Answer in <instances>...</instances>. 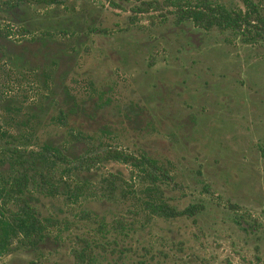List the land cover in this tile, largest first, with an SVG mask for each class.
<instances>
[{"label":"rangeland","instance_id":"obj_1","mask_svg":"<svg viewBox=\"0 0 264 264\" xmlns=\"http://www.w3.org/2000/svg\"><path fill=\"white\" fill-rule=\"evenodd\" d=\"M140 1L147 0L23 7L22 26L32 34L22 36L0 13V28L12 32L0 47V161L13 143L1 132L16 130L3 105H16L18 117L34 111L40 141L65 134L50 121L55 104L27 70L55 58L49 73L58 97L65 88L77 104L68 119L82 134L71 138L74 150L144 154L166 174L156 179L155 196L202 210L147 218L140 201L150 182L107 161L92 167L90 189L76 202L60 189L35 193L38 212L58 224L33 248L12 239L0 264H264V36L198 29L165 9L135 14ZM211 1L246 10L242 0ZM249 1L264 19V0ZM101 128L108 132L99 135ZM79 237L89 242L90 261L71 255Z\"/></svg>","mask_w":264,"mask_h":264},{"label":"trees","instance_id":"obj_2","mask_svg":"<svg viewBox=\"0 0 264 264\" xmlns=\"http://www.w3.org/2000/svg\"><path fill=\"white\" fill-rule=\"evenodd\" d=\"M242 1L246 10L229 9L211 0H147L140 1L133 7L132 12L147 14L152 10L165 9L174 14L177 23L187 20L198 29L209 30L215 27L219 30L245 31L257 37L264 36V19L256 12L249 0ZM61 2L62 0H0V13H5L8 21L12 19L13 23L20 25L13 32L16 36H22L32 34L26 26H22L21 16L25 13V7L39 9L58 5ZM11 34L9 27L3 30L0 28V47ZM56 61L57 59L50 58L48 68L42 69L35 65L27 70L34 81L40 82L41 90L45 89L47 97L55 104L56 113L50 116V121L56 126L65 128V134L46 136L40 141L34 133L37 126L34 111L18 117L17 112L20 109L16 105L2 106L8 117L10 115L9 120L12 121L10 124L16 130L14 135L1 132L13 143H6L8 145L3 149L5 157L0 161V164L6 167L5 177L0 172V254L6 252L12 239L17 237L22 245L31 248L37 246L46 237V231L58 224L54 218L42 216L38 212L33 204L35 193L52 197L60 189L65 199L76 202L90 189L87 177L89 178L92 167L95 168L107 161L127 164L150 182L144 188L147 198L140 201L147 218L193 217L199 213L202 210L201 205L191 204L176 209L155 196L157 190V194L160 192L155 181L160 176L166 177V174L155 160L144 154L133 156L115 149L93 152L87 145L78 152L74 150L75 142H72L71 138L76 141L82 140V134L68 124V119L75 113L77 104L74 96L65 88L62 90L63 96L58 97L59 87L54 85L53 76L49 73L51 67L56 65ZM14 72L20 73L18 69H14ZM107 132L104 128L98 130L101 136ZM86 138L92 145L93 136ZM78 176L79 180L76 179ZM106 181L105 186L111 185V180ZM203 189L208 191L207 186H203ZM114 223L116 228L121 225L119 220ZM76 239L77 247L71 249V255L78 263L90 261L92 254L89 242L82 237Z\"/></svg>","mask_w":264,"mask_h":264}]
</instances>
